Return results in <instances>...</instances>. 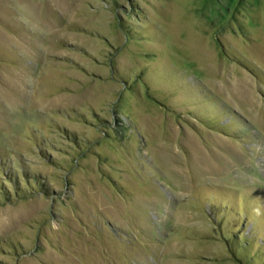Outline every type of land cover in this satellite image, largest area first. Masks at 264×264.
I'll return each instance as SVG.
<instances>
[{"label": "rangeland", "instance_id": "1", "mask_svg": "<svg viewBox=\"0 0 264 264\" xmlns=\"http://www.w3.org/2000/svg\"><path fill=\"white\" fill-rule=\"evenodd\" d=\"M237 255L264 264V0H0V264Z\"/></svg>", "mask_w": 264, "mask_h": 264}, {"label": "trees", "instance_id": "2", "mask_svg": "<svg viewBox=\"0 0 264 264\" xmlns=\"http://www.w3.org/2000/svg\"><path fill=\"white\" fill-rule=\"evenodd\" d=\"M2 195H3V198L4 199H7L8 200V198H9V196H7L6 194L4 195V193H2ZM230 238V240L232 241V244L233 245H235V244H237V239H236V236L234 235H231V237H229ZM228 238V239H229ZM248 244V243H247ZM242 246V248H243V250L241 251V254L242 253H244L245 252V250H247V248L244 246V245H239V244H237V248L238 247H241ZM233 252H235L236 253V250H235V248L233 249ZM237 259H238V261H240L242 264H254V263H252V261H251V259H249V260H247L246 262H245V260L244 259H242V257H240V256H238L237 255ZM251 258V257H250ZM254 258V257H253ZM256 264V263H255Z\"/></svg>", "mask_w": 264, "mask_h": 264}]
</instances>
